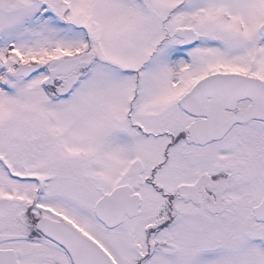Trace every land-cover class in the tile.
Here are the masks:
<instances>
[{"label":"rangeland","instance_id":"374dc122","mask_svg":"<svg viewBox=\"0 0 264 264\" xmlns=\"http://www.w3.org/2000/svg\"><path fill=\"white\" fill-rule=\"evenodd\" d=\"M70 1L72 10L64 20L44 16L36 0L0 1V155L15 163L24 162L20 158L29 159L22 164L38 170L49 179L41 200L64 208L92 232L121 264H132L149 253L151 247L147 242L146 225L163 214L162 197L150 191L152 186L144 180L145 173L134 175V179L127 177L126 173L115 182H105L107 191L117 183L127 182L144 197L141 215L110 231L99 224L92 209L93 203L90 206L84 204L81 190L78 193H62L61 181L49 175V167L61 153L62 145H68L70 152L76 153L81 152L83 145L118 147L120 154L112 155L111 159L106 157L104 161L108 170L116 167V161L129 169L134 159H144L148 155L146 145H156L154 139L135 135L124 126L130 122L129 115L150 125V119L139 118L164 109L172 115L180 112L177 98L182 85L168 79V74H163L171 54L161 46L148 60L161 41L156 33L165 17L180 19L197 16L198 21L211 22L220 30L230 24L236 28L237 20H242L245 24L242 33L233 31L202 36L197 48L205 52L214 50L215 54L209 56L201 67L205 70L222 64L228 68L242 67L264 73V53L256 52L255 55L252 47L244 50L243 44L239 43L234 47L237 50L226 53L233 40L243 34H252L257 28L263 18L264 0ZM85 40L91 42L95 57L85 77L67 96L49 93L48 88L52 87L44 85L45 72L14 77L12 73L15 69L1 47L13 41L26 58L35 56L46 62L58 49L84 52L87 47ZM262 42L264 46V39ZM246 51L247 59H244ZM237 134L233 131L230 138H237ZM238 138L245 143L264 145V122L254 123ZM131 168L138 170L135 165ZM262 180L263 186L255 185L256 189L253 185L248 187L247 195L251 199L259 194L260 189L264 190V177ZM2 184L3 180H0V189L7 195L14 192L25 195L19 193L25 188L23 184H12L8 180L3 187ZM99 184L102 183L92 182V190L99 191ZM10 186L13 187L11 192ZM253 192L257 194L252 196ZM223 226L227 229H220ZM189 227L182 223L181 217L176 218L173 225L160 233L158 238H169L170 245L181 247L183 251L174 254L172 249L169 253L168 248L155 246L143 264H264V230H259L264 226L260 224L250 222L247 226L238 225V229L227 225L203 226L201 232L197 227ZM247 230L249 233L245 232ZM131 232L139 245L136 256H133V250L131 253L124 246L125 242L130 244ZM214 238L218 242H210ZM204 242L209 243L205 245Z\"/></svg>","mask_w":264,"mask_h":264},{"label":"flooded vegetation","instance_id":"af4514ba","mask_svg":"<svg viewBox=\"0 0 264 264\" xmlns=\"http://www.w3.org/2000/svg\"><path fill=\"white\" fill-rule=\"evenodd\" d=\"M36 1L40 4L42 14L46 17L64 20L72 10L70 0ZM262 16L261 22L252 31V34H243L238 39L233 40V45L231 44L232 46L227 49L226 53L230 54L237 50L238 48L234 47L238 43L241 46L243 44L244 48L242 49L244 50H247L249 46L252 47L255 55H257L256 52L264 53L262 42L264 39V14ZM162 20L163 23L156 33L160 36L161 41L158 42L148 60L155 55L161 46L164 51L171 54L163 74H168V79L182 85L177 98L180 112L172 115L168 113V110L165 112L164 109L154 115L145 114L139 118L150 119V125H145L129 115L130 122L124 126V129L129 128L135 135L154 139L156 145H146L145 152L148 155L145 154L144 159H134L131 165L128 164L130 168L127 170L126 167L124 168V164L119 161L114 162L116 166L114 169L108 170V164L104 162L107 160L106 157L111 159L112 155L118 156L120 154L116 146L103 145L96 148L91 145H83L81 152L76 153L70 152L68 145H62L61 153L57 155L49 167V175L60 179L64 189L62 193L70 191L78 193L81 190L85 200L84 204L90 206L93 203L92 209L99 224L110 231L117 230L129 220L139 217L142 207H144L142 205L144 197L127 182L117 183L113 186H129L130 193L138 195L140 202L137 214L133 216L125 214L122 222L108 227L95 212L96 202L112 190H105V182H115L126 173L127 177L131 179L135 178L134 175L145 173L144 180L149 183L147 185L152 186L150 191H154L162 197L164 207L161 217L156 216L152 222L145 224L148 234L147 242L151 247L149 253L132 264H143L146 258L149 259L153 252L152 248L155 246L168 248L169 253L172 249L174 254L183 251L181 247L170 245L169 238L167 240L158 238V235L168 230L173 225L174 220L179 217L182 218V223L190 225L189 228L192 229L197 227L200 232L203 226L227 225V227L238 229V225L247 226L250 222H253L254 225L264 226V190L260 189L257 196H253L257 194V192H253L252 199L247 195L249 186L253 185L254 188L258 184L263 186L264 145H254L253 142L245 143L241 138H238L244 134L246 128L248 129L254 123L264 121L251 119L246 122H237L220 138L198 137L194 139L189 137L188 130L192 124H199L207 113L211 115L210 120L215 124L212 102H214L216 95L212 94L215 89L213 86H204L200 92L190 94L187 97V93L201 79L217 73H228L236 75L233 76V80H235L233 84L235 85H247L250 82L263 84L264 73L258 71L245 70L242 67L228 68L222 64H218L217 67L205 68V70L201 67V64L207 61L209 56L213 57L215 54L214 50L205 52L197 48L203 35L210 37L212 34L231 33L233 31L234 33H242L245 24L242 20H237L238 27L233 28V25L230 24L220 30L217 25L211 22L198 21L197 16L180 19L168 16ZM87 37L90 40L89 33H87ZM90 43V41H86L87 47L84 52L58 49L46 62L35 56L26 58L13 41H9L8 44L1 45V47H3V53L15 71L20 68L21 64L40 63L38 69L29 72L27 75H14L15 71L12 75L18 78L29 77L40 71L45 72V78H49L51 83L49 86L52 89L48 88L51 95H59L58 90L66 87L74 79L75 83L71 90L64 94L67 96L85 77L87 68L95 57L94 48ZM247 52H245L244 59H247ZM54 54H61V56H54ZM17 59H20L21 62ZM97 60L100 59L97 58ZM53 70L61 71L54 72L52 75ZM137 75L140 76L141 73L138 72ZM217 92L215 90V93ZM137 93L138 90L136 95ZM184 97L185 101L181 104V99ZM251 102V98L248 97L238 99L236 104L230 101L229 105L232 103L235 107L232 109L226 107L224 111L237 112ZM173 123H175L174 126ZM251 123L252 125H250ZM233 131L238 133L237 138H230ZM19 160L30 161L29 159L22 160V158ZM22 163H15L3 155L0 157L2 187L6 180L12 184L18 182L25 187L19 192L25 194L24 196L15 192L13 195H7L3 189H0V264H75L67 248L54 237L57 236V231L52 227L53 223H60L74 233H76L74 229L76 228L92 237L109 251L92 232L64 208L56 207L41 200V194L44 192L49 179H46L38 170L29 169ZM133 165L137 167V171L131 168ZM92 182L102 183L98 185L99 191L92 190ZM11 189L13 187L10 186V192ZM69 224L73 226L71 227ZM225 227H220V229ZM259 230H264V227H259ZM245 232L249 233L248 230ZM139 234L141 235L140 230ZM129 236L130 244L128 242L127 245L125 242L124 246L130 252L133 250L131 253L136 256L139 249L138 242L133 232ZM121 240L124 243L122 236ZM174 241L177 242V239L175 238ZM214 241L218 242L216 238L210 242ZM208 243L204 242L205 245ZM200 244L203 245L202 242ZM206 247L213 248L212 245ZM109 253L115 264H121L110 251Z\"/></svg>","mask_w":264,"mask_h":264},{"label":"water","instance_id":"95a60500","mask_svg":"<svg viewBox=\"0 0 264 264\" xmlns=\"http://www.w3.org/2000/svg\"><path fill=\"white\" fill-rule=\"evenodd\" d=\"M37 67L39 66L21 68L15 75H27L29 73L28 70H34ZM60 71L53 70L51 74L53 75L54 72ZM233 76L236 75L219 74L204 78L187 93L188 97L190 94L200 92L204 86H213L215 89L212 94L216 95L214 102H212L215 112L213 117L215 124L211 122V115L207 113L206 117L199 124L194 123L188 128L190 138H220L237 122H246L254 118L264 120V85L253 82L247 85H235L233 84L235 82ZM49 83V79H47L46 84ZM74 83L75 80H71L65 88L59 90V94L67 93ZM215 90L218 92L215 93ZM185 97L181 99V104L185 101ZM245 97L251 98V104L237 112L224 111L226 107L230 109L235 107L232 103L229 105L230 101L236 104L238 99ZM190 138L188 140H191ZM139 201L138 195L130 194V187L123 185L116 187L111 193L104 195L96 203L95 211L99 218L108 226H114L123 221L126 213L130 216L137 214ZM52 227L57 231V236L54 237L67 248L75 264H109L105 256L93 244L83 239L77 233L63 227L60 223H53Z\"/></svg>","mask_w":264,"mask_h":264}]
</instances>
